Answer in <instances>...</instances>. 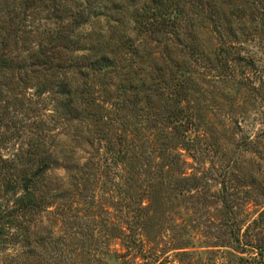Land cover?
<instances>
[{
  "label": "rangeland",
  "instance_id": "rangeland-1",
  "mask_svg": "<svg viewBox=\"0 0 264 264\" xmlns=\"http://www.w3.org/2000/svg\"><path fill=\"white\" fill-rule=\"evenodd\" d=\"M156 5L0 0V34L23 64L0 71V218L22 194L8 182L42 158L49 167L50 154L59 161L34 177L42 211L18 213L0 264L264 263V0H179L181 35L170 31L166 45L133 29L134 10ZM77 11L97 17L75 28ZM58 31L74 42L53 43L51 55ZM88 48L118 66L93 73ZM39 51L51 55L46 72ZM150 77L164 88L133 111L126 94ZM60 192L73 208L67 223L52 202ZM87 230L97 237L90 251Z\"/></svg>",
  "mask_w": 264,
  "mask_h": 264
},
{
  "label": "trees",
  "instance_id": "trees-1",
  "mask_svg": "<svg viewBox=\"0 0 264 264\" xmlns=\"http://www.w3.org/2000/svg\"><path fill=\"white\" fill-rule=\"evenodd\" d=\"M19 1L25 8H27L30 5V2H32V0H19ZM153 2L156 3L157 5L154 7H150L148 9L147 7H142L140 8V10L139 8L134 10L133 12L134 15L132 16H133V21L135 23V26L133 27V29L136 28L139 32H148L150 37H152L153 40L157 44L162 43L163 45H166L167 38L165 39V37L170 31H173L174 33L173 35H175L177 38L180 37L181 35L179 26L174 25L177 20L178 14H179V10L177 8L179 5V0H153ZM71 17H72L71 24L75 28H80L81 26L87 24L90 21L91 17H97V14H95V12H87L86 14H84L81 11H77L74 14H72ZM170 28H172L173 30H169ZM6 39L7 38H5L2 34H0V71L12 70L15 68L21 69L23 64L17 65L15 63V60L17 58L12 56L11 54H8L7 44H5ZM51 40H52L50 42L51 48L49 49V51L51 52V55L57 53L56 46H54L53 43H57V41H62L61 42L62 46L63 47L65 46L67 48L68 45H72L74 42L73 39L71 40V36L69 37L67 34L63 33L62 31H58ZM88 51H90V56L87 57L88 60L86 62V67H88L90 70H93V73L101 72L105 68L118 66V60L116 59V57L111 56L108 53H101L100 51L98 52L97 49L95 48H88ZM51 55L47 56V53L43 51H39V53L34 54V56H38L39 58L43 60L40 63V65H41V68H43L44 72L52 68L50 60L46 59V57L51 58ZM99 79L105 81L106 78L103 76ZM150 80H151V77L149 80H146V79L140 80V84H136L135 86L132 87L133 88L132 90H134L135 92L134 93L130 92L126 94L125 99L128 103L131 104L133 111L134 110L143 111V108L139 106V104L142 101L147 100L150 97H153V95H158L160 90L164 88L163 86H160L161 84H159L164 80H162L161 82H153ZM73 93H74V97L71 96L72 98L69 99L70 105H73L76 100L81 99L79 97L81 96V92L79 91L78 88H76ZM67 94L71 95L70 92H68ZM170 97H172V94L170 95ZM86 103H89V102H86ZM176 123L177 124L174 125L176 128L178 126L183 125L181 119L176 120ZM54 155L55 154L53 153V154H50L48 157L49 167H52V166L54 167L57 164L59 165V161ZM175 156H177V154H175ZM1 160L4 163H8V164H5L6 167L9 166L10 161L5 160L3 158ZM49 167H48L47 160H44L42 158L38 161L37 170L35 172L30 174L29 176H22L20 179L7 183L8 193L9 192L15 193L17 189L19 188V189H22V194L16 198V202L18 203V206L4 210L5 212L4 216L3 218H0V247L1 246L6 247L7 243L10 242V240H13L14 238L16 239L15 234L16 235L20 234L18 230H16L15 232H12L13 228H16V226L20 225L18 221L16 220L19 212H21L22 214L30 213V214L36 215V214H39L40 211H42L41 203H44V199L42 197L37 198L38 196L34 192V188L32 187L35 181L34 177H38L42 175ZM66 167L68 170L70 169L69 164ZM73 177L76 178V180H79V177H77L76 175ZM81 183L83 184V182ZM77 187L78 188L76 190V194L80 197L84 193L85 186H82V188H79L77 184ZM61 198H66V194L61 193V192L52 194V202L54 204L55 203L57 204V209H58L57 214L61 216L62 221H66L67 223L69 219L67 214L73 213L72 212L73 208H72L71 203H69L67 200H66V203L63 204L61 202ZM71 217H73V219L78 224H82L79 221L80 217H78L77 214H73L71 215ZM117 229H118L117 230L118 232L115 235V237H120L122 238V240H125V235L126 237H128L127 233L124 232L126 228L121 226V227H118ZM93 230L91 231L87 230L85 232L86 239L84 240H87L86 242L82 240V243L85 242V245H87V251H90L92 246H95V244L97 243L96 241L93 242L92 240V239L97 238ZM73 233H72V236H74ZM75 233H78V232L75 231ZM99 242L102 243V245H106L107 248L103 249L102 248L103 246H100V247H97V249L101 253H106L109 248L108 243L105 240H99ZM137 243H138L137 238L129 237V240H127L128 251L130 250L129 254L135 251ZM100 260L104 261L101 258H99V261ZM258 264H264L263 260H259Z\"/></svg>",
  "mask_w": 264,
  "mask_h": 264
}]
</instances>
